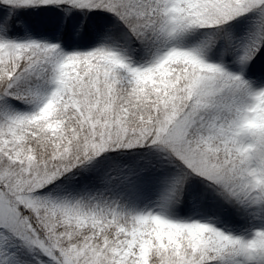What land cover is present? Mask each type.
Masks as SVG:
<instances>
[{"label": "snow or ice", "instance_id": "obj_1", "mask_svg": "<svg viewBox=\"0 0 264 264\" xmlns=\"http://www.w3.org/2000/svg\"><path fill=\"white\" fill-rule=\"evenodd\" d=\"M0 264H264V0H0Z\"/></svg>", "mask_w": 264, "mask_h": 264}]
</instances>
